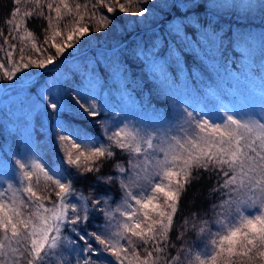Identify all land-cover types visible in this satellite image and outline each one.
I'll return each instance as SVG.
<instances>
[{
  "label": "snow or ice",
  "instance_id": "1",
  "mask_svg": "<svg viewBox=\"0 0 264 264\" xmlns=\"http://www.w3.org/2000/svg\"><path fill=\"white\" fill-rule=\"evenodd\" d=\"M102 8L141 17L149 10L139 0H85L83 4L15 0L4 21L8 33L0 29V52L5 54L0 59V79H23L28 75L23 70L55 64L89 31L108 29L114 21L101 14ZM31 19L40 21L43 41L27 26ZM175 31L173 40L178 43L169 55L177 64V52L183 53L184 48L195 52L203 42L214 44L217 39L214 33L195 39L193 31L190 39L179 27ZM149 59L171 86L164 65ZM38 95L47 107L61 106L58 99L47 100L44 92ZM75 103L89 117L100 115L86 93L79 94ZM176 119L168 127L118 122L110 130L102 124L107 142L79 130L59 134L61 161L78 179L91 175L93 188L87 195L31 149L16 159L19 187L9 182L0 190V264H264V105L258 112L240 116L225 112L215 120L183 109ZM59 127L67 131L64 125ZM117 150L127 156L126 161L116 159ZM108 163L112 174L102 172ZM205 174L215 177L209 190L216 199L209 209L212 216L202 218L207 213L192 212L177 234L179 241L185 231H194L203 246L194 250L181 245L171 255L168 250L175 243L170 233L182 211L181 199ZM41 181L54 193V200L51 194H39ZM113 184L122 193L115 207L97 190ZM21 192L27 194L26 201ZM198 194L193 193V203ZM22 209L30 211L25 214ZM100 216L103 223L88 231L91 221Z\"/></svg>",
  "mask_w": 264,
  "mask_h": 264
},
{
  "label": "trees",
  "instance_id": "2",
  "mask_svg": "<svg viewBox=\"0 0 264 264\" xmlns=\"http://www.w3.org/2000/svg\"><path fill=\"white\" fill-rule=\"evenodd\" d=\"M160 1L165 2L166 7L160 10L158 19L146 28H125L126 22L135 16L133 13L117 10L111 17L106 9H100L101 14L114 21L112 27L118 28L114 30L113 44L85 46L71 55L62 54L55 64L44 69L32 67L23 70L38 77L35 84L16 87L17 92L24 90L22 94L9 95L6 99L11 93L12 82L17 83V78H13L14 81L3 79L2 88L8 87L3 90L5 98L0 103V160L13 163L14 157L25 146V132L31 134L33 150L46 166L56 168L66 178L72 179L74 187L87 195L93 188L91 175L89 179H78L72 175L74 170H69V166L61 161L62 152L58 151L57 141L59 134L79 130L107 142L101 125L114 130L109 121L113 125L126 121L137 126L142 123L150 127H168L177 123V113L183 109L195 110L215 120L225 112L237 115L239 99L250 103L248 111H252V104H260V110L264 105V11L243 16L234 12L219 13L210 9L204 0ZM79 2L83 4L85 0ZM92 2L95 3V0ZM139 3L149 10L155 7L149 0H139ZM14 6L15 0H0V29H4L5 34L9 28L4 21ZM27 26L43 41L40 21L31 19ZM110 26L102 29L104 36L110 35ZM177 27L181 34L187 32L190 39L193 38V31L195 39H202L204 33H214L217 39L214 44L203 42L195 52L188 48H184L183 53L177 52L180 56L177 64L169 55V49L176 51L178 41H174L173 36ZM98 35L103 37L102 33ZM2 44L3 37H0ZM49 51L54 53V49ZM160 52L163 55H157ZM4 55L0 52V59ZM149 57L164 65L171 86L164 82L159 72L154 71ZM19 81L28 82L24 78ZM53 84L59 88L56 94L50 91ZM41 92L45 93L47 100L57 102L58 99L61 106L58 109L47 107L46 100L38 95ZM81 93L87 94L89 103L101 106L97 118L85 115L75 103V98ZM59 125H64L67 131ZM117 153L116 159L127 160V156L119 154V150ZM102 172L112 174L111 163L106 164ZM214 181L215 177L205 174L182 197V211L174 221L175 229L170 233L175 243V248L168 250L171 255H175L181 245L194 250L200 247L201 240L196 232L185 231L179 241L177 234L183 231L180 227L182 220L192 212L207 213V217L202 218H211L210 205L216 199L209 195V190ZM41 189L44 193L48 191L44 187ZM97 190L106 194L112 204L122 197L118 184ZM194 192L199 194L193 203ZM24 198L27 200L25 193ZM102 223V216L95 218L87 230L94 231ZM64 255L67 256V253Z\"/></svg>",
  "mask_w": 264,
  "mask_h": 264
},
{
  "label": "rangeland",
  "instance_id": "3",
  "mask_svg": "<svg viewBox=\"0 0 264 264\" xmlns=\"http://www.w3.org/2000/svg\"><path fill=\"white\" fill-rule=\"evenodd\" d=\"M149 1L155 7H153V8L151 7V9L149 11H147L143 17L135 15L133 18L129 19L126 22V26H125L126 29L150 27L153 24L152 22L155 19L156 20L158 19L157 17L159 16V12H160V10L162 8L166 7V3L163 2V1H160V0H149ZM204 3L210 9L215 10V11H217L219 13L234 12V13H237L239 15L242 14L244 16V15H248V13H250L251 15H254L255 12L259 13L261 10H262L261 12L264 11V0H204ZM213 5H215V6H213ZM109 14H110L109 16H111V17L113 16L112 13H109ZM112 26H113V24H111L110 27H112ZM114 30L117 31L118 28L117 27L116 28L112 27V29H110V31H109L110 35H106V36H104V32H100V33L103 34V37L98 35V34H100L99 32L89 31L86 34V36L82 37V40H80L78 42V46H74L73 48L67 49L64 54H67V56L71 55L72 53L77 52L78 50L84 48L85 46L104 45L105 43L106 44H113L114 38H115ZM9 39L12 40V38H9ZM14 55H18V54L14 53ZM24 73H28V72H24ZM20 75L21 74H18V76H20ZM32 77H33L32 73L28 74V75H25L23 78H24L25 81L28 80V82H26V83L20 82L19 79L15 80L17 83L12 82L11 87L9 88V91L11 93H8V95L6 96V99L8 98L9 95H13L14 94V96H15L16 94L24 93V90H22V91L20 90V91L17 92V90L19 89L18 88L19 86H22L23 84H25L26 86L31 85V84H35L38 75L36 74L33 78ZM2 80L3 79H0V103L3 102L4 98H5L2 92H3V90L5 88L8 87V85H7V86H4L2 88V86H1L2 85ZM12 81H14V80H12ZM16 87L18 89H16ZM50 91L52 93L56 94V93L59 92V88L55 84H53V85L50 86ZM234 101H236V99ZM237 101H239V103H240V110H241V111L237 110V116L243 115L244 113H248V112H253V111H257L258 112V111H260L259 110L260 104H252V107H253L252 111H248L249 108H250V103L242 101L241 99H239ZM26 103L29 104L28 102H26ZM233 106H231L230 108L232 109ZM99 107H101V106H99ZM99 107L97 106V108H99ZM222 107L224 108L223 105H222ZM123 123H129V122L125 121ZM109 124L111 126H114L112 121H109ZM30 127L31 126H29L27 128V130ZM158 127H161V126H158ZM25 134H26V136L24 135L25 136L24 138L26 140L25 141V146H24L23 150L17 155V157H14V161L16 159L22 158L24 156V154L26 153V151L29 150V149H31L32 152L35 153L36 156L40 157L33 150V142H32V140L30 138L31 134L29 135L26 132H25ZM18 179H19V173H18V170H17V166L14 164V162L13 163H11V161L4 162L3 160H0V190H3L4 188H6L7 184L9 182L14 183V187H19ZM42 187H44L43 181H41V184L39 185V187L37 189L38 192L41 195H49V194L52 195L53 194L52 198L54 200L55 199L54 193H49V191H46L44 193L43 189H41ZM11 194L12 193L9 192L8 196H11ZM19 195H20V197L25 199L24 198V193L21 192V193H19ZM25 201H26V199H25ZM119 201H117L114 204L111 203L112 206L115 207L116 204L119 203ZM22 210L25 212V214H27L28 211H30V209H25V210H28V211H25L24 209H22ZM210 214H212V213H210ZM200 242H201L200 243V247H202L203 246V241L201 240ZM141 255H144V254L141 252ZM67 256H68V253H67Z\"/></svg>",
  "mask_w": 264,
  "mask_h": 264
}]
</instances>
